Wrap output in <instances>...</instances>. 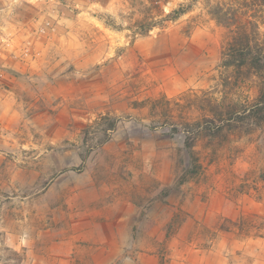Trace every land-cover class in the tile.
I'll return each instance as SVG.
<instances>
[{"label":"rangeland","instance_id":"obj_1","mask_svg":"<svg viewBox=\"0 0 264 264\" xmlns=\"http://www.w3.org/2000/svg\"><path fill=\"white\" fill-rule=\"evenodd\" d=\"M218 3L264 33V0H0V264H95L118 244L112 264H264V125L200 133V171L163 196L191 166L198 96L257 91L220 63Z\"/></svg>","mask_w":264,"mask_h":264},{"label":"trees","instance_id":"obj_2","mask_svg":"<svg viewBox=\"0 0 264 264\" xmlns=\"http://www.w3.org/2000/svg\"><path fill=\"white\" fill-rule=\"evenodd\" d=\"M256 2L257 0H253ZM255 4V3H254ZM253 5V4H251ZM257 4L251 11L256 13ZM249 8V7H247ZM185 7L173 10L166 17L175 19L185 13ZM224 8L221 4H217L213 8L217 20L233 30V35L223 50L221 65L224 68H231L234 72L235 82L238 85L242 81H251L254 83L257 91L253 98L249 96L243 100L238 98L217 99L206 94L198 96V100L202 101L203 106L207 107L209 113L202 119L196 120L194 123H188L186 132L189 135L185 140V149L191 157V166L181 175L176 185H168L163 190V196H168L172 191L179 187L192 175L197 174L201 169V163L195 154V141L200 133L218 134L224 131L232 132L237 130L250 131L255 126L264 125V33L260 32V20L256 18L257 14L251 15L250 18L235 19L224 16L222 14ZM152 20L149 27L152 26ZM106 120V118H103ZM100 122V121H99ZM99 122L97 124H99ZM102 122V121H101ZM108 127L103 128L102 132L105 139H108L110 132L113 131L118 124L117 119L108 120ZM177 130V128H175ZM90 128L84 130V146L89 145L85 152L81 153L83 159L90 154Z\"/></svg>","mask_w":264,"mask_h":264},{"label":"crops","instance_id":"obj_3","mask_svg":"<svg viewBox=\"0 0 264 264\" xmlns=\"http://www.w3.org/2000/svg\"><path fill=\"white\" fill-rule=\"evenodd\" d=\"M112 247L110 245L101 251L100 255L103 257V259L100 263L98 262V259L94 257L92 258V261L95 264H112V262H114L122 254V250H124V248H121L120 244H118L117 248ZM70 260L74 261L77 259L72 256L71 258H68V261ZM140 261L142 264H155L156 258L153 253H144L140 255Z\"/></svg>","mask_w":264,"mask_h":264}]
</instances>
